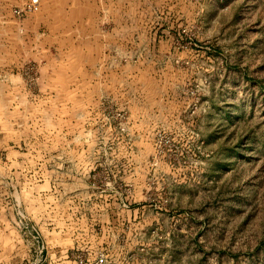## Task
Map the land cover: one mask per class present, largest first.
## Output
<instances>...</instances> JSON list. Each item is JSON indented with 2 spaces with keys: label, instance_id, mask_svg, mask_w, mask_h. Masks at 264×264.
<instances>
[{
  "label": "rangeland",
  "instance_id": "1",
  "mask_svg": "<svg viewBox=\"0 0 264 264\" xmlns=\"http://www.w3.org/2000/svg\"><path fill=\"white\" fill-rule=\"evenodd\" d=\"M101 258L264 264V4L0 0V264Z\"/></svg>",
  "mask_w": 264,
  "mask_h": 264
},
{
  "label": "crops",
  "instance_id": "2",
  "mask_svg": "<svg viewBox=\"0 0 264 264\" xmlns=\"http://www.w3.org/2000/svg\"><path fill=\"white\" fill-rule=\"evenodd\" d=\"M248 3L251 4L253 7L256 5V4H264V0H248ZM13 175V174H12ZM10 176V175H9ZM18 233V231H17ZM16 233V234H17ZM17 237H19L21 239V234L20 235H17ZM12 238H13V241H14V237L12 235ZM12 238H9L8 241L11 242L12 244H14V242L12 241ZM15 239H18V238H15ZM23 239V238H22ZM21 239V240H22ZM22 244H24V241L22 240Z\"/></svg>",
  "mask_w": 264,
  "mask_h": 264
},
{
  "label": "built area",
  "instance_id": "3",
  "mask_svg": "<svg viewBox=\"0 0 264 264\" xmlns=\"http://www.w3.org/2000/svg\"><path fill=\"white\" fill-rule=\"evenodd\" d=\"M105 263V260L103 259V258H101V259H99L98 261H97V264H104Z\"/></svg>",
  "mask_w": 264,
  "mask_h": 264
}]
</instances>
